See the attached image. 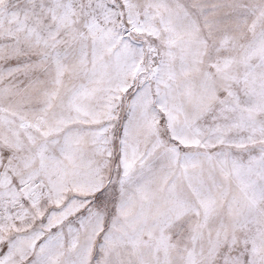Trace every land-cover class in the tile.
Masks as SVG:
<instances>
[{
    "label": "snow or ice",
    "instance_id": "snow-or-ice-1",
    "mask_svg": "<svg viewBox=\"0 0 264 264\" xmlns=\"http://www.w3.org/2000/svg\"><path fill=\"white\" fill-rule=\"evenodd\" d=\"M0 264H264V0H0Z\"/></svg>",
    "mask_w": 264,
    "mask_h": 264
}]
</instances>
